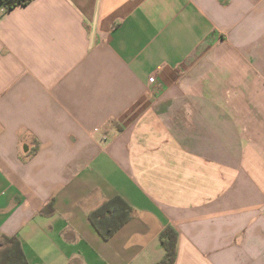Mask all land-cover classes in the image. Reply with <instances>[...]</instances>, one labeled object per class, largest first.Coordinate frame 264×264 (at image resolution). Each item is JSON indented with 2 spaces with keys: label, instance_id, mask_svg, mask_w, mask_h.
<instances>
[{
  "label": "crops",
  "instance_id": "0c3cea01",
  "mask_svg": "<svg viewBox=\"0 0 264 264\" xmlns=\"http://www.w3.org/2000/svg\"><path fill=\"white\" fill-rule=\"evenodd\" d=\"M115 196L131 219L103 240ZM165 227L174 264H264V0L0 5V238L157 264Z\"/></svg>",
  "mask_w": 264,
  "mask_h": 264
},
{
  "label": "trees",
  "instance_id": "16d2710c",
  "mask_svg": "<svg viewBox=\"0 0 264 264\" xmlns=\"http://www.w3.org/2000/svg\"><path fill=\"white\" fill-rule=\"evenodd\" d=\"M32 0H0L1 8L8 12L16 6H26ZM52 204L42 211L43 215H50ZM132 208L120 197H112L103 202L97 209L88 215V220L93 229L103 240L110 239L122 226L130 221ZM161 247L164 250L163 259L157 264H174L177 255L178 237L176 232L165 227L159 236ZM0 264H28L20 242L16 237L0 238Z\"/></svg>",
  "mask_w": 264,
  "mask_h": 264
}]
</instances>
